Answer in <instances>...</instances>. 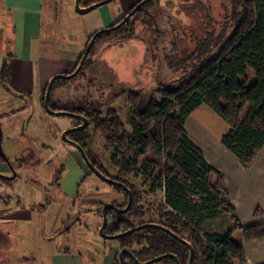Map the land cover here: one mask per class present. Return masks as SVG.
I'll list each match as a JSON object with an SVG mask.
<instances>
[{
    "label": "trees",
    "instance_id": "trees-1",
    "mask_svg": "<svg viewBox=\"0 0 264 264\" xmlns=\"http://www.w3.org/2000/svg\"><path fill=\"white\" fill-rule=\"evenodd\" d=\"M98 1L101 0H80L79 3L81 6H88ZM230 1V31L226 33L223 30L216 38L213 42L215 50L210 52L207 46L202 48L205 45L201 42L192 62L187 64L191 54L184 56V53L182 59H173L175 63L168 61L171 69L177 70L179 65L184 68L175 84L166 86L159 83L150 94L125 86L113 90L112 95L102 101L106 107L104 113L101 110L102 102L91 99L88 91L84 98L68 101L66 107L53 104L51 94L54 87L69 79H56L52 84L49 108L76 115L73 116L77 120L73 126L82 123L80 117L88 121L85 128L69 132L68 138L83 149L95 168L109 176L88 144V126L99 131L106 143L115 149L111 159L120 175L112 179L122 183L131 193L132 202L127 212L106 209L107 221L103 232L115 234L144 223H155L187 242L180 241L156 226H145L117 239L119 248L112 264H120L118 252L122 248L128 249L139 262L170 253L177 258L179 264H188V244L193 250L191 264H245L243 247L232 239V232L241 228L244 240L264 239V222L241 227L223 188L222 173L205 161L201 149L189 139L184 128L187 116L201 104H206L227 124L220 141L244 167L248 168L252 164L256 151L264 144V0ZM155 4L156 0L146 1L124 24L101 32L95 41L104 40L108 45H113L134 39L137 37L138 21L158 33L154 13L147 12ZM132 6L128 11L134 7ZM128 11L110 26L121 21ZM155 42L154 39L153 44ZM93 45L81 69L71 78L83 76L88 87H93L97 81L94 74L86 75V71L91 72V67L97 60L91 56ZM85 47L70 72L78 64ZM249 71L252 72V77ZM8 80L9 67L5 65L0 70V85L7 86ZM155 94L161 96L159 101L154 98ZM118 95H124L131 108L132 114L128 121L130 134L126 132L118 111L109 107ZM43 97L44 92L42 103ZM149 151L152 153L151 157L148 155ZM162 157L165 158L164 163ZM6 160L0 154V161ZM22 163L23 157H18L15 163L8 164L14 171L15 165L21 166ZM139 168L152 179L151 191L162 190L163 203L158 210L157 221L136 224L126 215L137 218L143 214L137 205L141 201V194L126 177L132 173L135 175ZM62 169L63 165L54 177L57 185ZM14 178L0 174V182L6 185L8 181L13 182ZM110 185L122 196L120 204L114 201L112 204L120 208L126 206V190L119 185ZM222 215L230 216L231 228L224 233H200V225L204 221ZM123 261L124 264H136L130 254H124ZM153 263L175 264V260L170 256Z\"/></svg>",
    "mask_w": 264,
    "mask_h": 264
},
{
    "label": "rangeland",
    "instance_id": "rangeland-1",
    "mask_svg": "<svg viewBox=\"0 0 264 264\" xmlns=\"http://www.w3.org/2000/svg\"><path fill=\"white\" fill-rule=\"evenodd\" d=\"M137 1L111 0L80 14L75 0H42L40 51L48 56H71L78 49H84L92 33L110 27ZM230 10V0H156L147 12L154 13L158 33L138 21L134 39L113 45L104 40L95 41L91 56L97 60L91 72L86 71V75H95L94 86H86L83 76L70 78L54 87L52 103L66 107L68 101L87 96V91L91 99L102 102L113 90L124 86L150 94L159 83L166 86L177 83L184 68L179 65L177 70L171 69L168 61L191 54L188 64L195 58L201 42L205 45L202 48L215 50L216 38L223 30L230 31ZM249 74L252 77L251 71ZM154 98L159 101L161 96L155 94ZM102 105L104 113L106 107L103 102ZM109 107L118 111L130 134L128 121L132 112L125 96L118 95ZM245 110L246 107L241 117ZM76 121L73 116L47 113L38 93L21 97L0 87V152L9 162L15 163L18 157L24 160L21 167L15 165V171L8 175H17L14 182L8 181L7 185L0 182V208L6 200L7 205L27 216L10 227L18 257L13 264H49L48 251L66 248L73 257L69 264H110L113 250L119 248L117 239H104L98 229L102 223V206L112 201L120 204L122 196L92 173L78 156V150L61 138L62 132ZM87 131L89 148L111 176L108 177L118 176L111 159L114 147L92 126ZM148 155L151 157L152 153L149 151ZM164 160L162 157V163ZM61 165V184L57 185L54 177ZM0 174L6 175V172ZM126 178L141 194L137 205L143 212L137 218L129 214L126 217L136 224L157 221L163 203L162 190L151 191L152 179L140 168ZM226 216L220 218L221 224L227 221ZM220 221L211 222L214 231L221 227ZM206 223L207 220L200 225L201 234L208 231Z\"/></svg>",
    "mask_w": 264,
    "mask_h": 264
},
{
    "label": "crops",
    "instance_id": "crops-1",
    "mask_svg": "<svg viewBox=\"0 0 264 264\" xmlns=\"http://www.w3.org/2000/svg\"><path fill=\"white\" fill-rule=\"evenodd\" d=\"M42 8V0H0V70L5 65L9 67L7 86L0 85V87L9 94L19 93L23 97L38 93L42 98L50 77L57 73H69L83 51V48L78 49L71 56L66 54L48 56L40 51L38 39L41 35ZM184 128L189 139L201 149L205 161L222 173L223 188L228 194L229 202L234 207L241 227L263 223L264 144L256 151L252 164L248 168L244 167L220 141L227 124L206 104H201L187 116ZM78 156L82 158L80 153ZM14 171L6 161H0V172H6L5 176ZM16 177L17 175L14 181ZM60 179L58 185L61 184ZM78 193L77 189L76 194ZM7 203L8 201H3V206L0 208V264L17 262L18 257L15 255L12 243L14 238L10 227L15 222L27 218ZM29 209L31 210V207ZM257 209L259 210L255 213ZM222 217L224 215L207 220V232L224 233L231 228L230 216L227 215V221L221 224ZM217 219L221 220V227L219 225V229L214 231L211 222ZM231 237L242 245L245 264L264 262V239L244 240L241 228L234 230ZM116 252L117 249L113 250L110 264ZM68 253L69 248L48 251L49 264H69L73 257Z\"/></svg>",
    "mask_w": 264,
    "mask_h": 264
},
{
    "label": "water",
    "instance_id": "water-1",
    "mask_svg": "<svg viewBox=\"0 0 264 264\" xmlns=\"http://www.w3.org/2000/svg\"><path fill=\"white\" fill-rule=\"evenodd\" d=\"M111 0H101V1H98V2H95L91 5H88V6H81L80 5V0H75V8L77 10L78 13L80 14H83V13H86L88 12L89 10H92L93 8H96V7H99L103 4H106L108 2H110ZM146 1L148 0H140L130 11H128V13L124 16V18L119 21L118 23H116L115 25L113 26H110V27H107V28H103V29H100L96 32H94L92 34V36L90 37L86 47H85V50L78 62V64L76 65L75 69L70 72V73H57V74H54L50 77V79L48 80L47 82V85L45 87V91H44V97H43V107L45 109V111L49 114H54V115H65V116H76V115H73L67 111H64V110H58V111H55V110H52L49 108L48 106V102H49V95H50V92H51V88H52V84L53 82L56 80V79H70L72 77H74L78 72L79 70L81 69V66L85 60V58L87 57L96 37L101 33V32H104V31H108V30H113V29H116L118 28L119 26H121L122 24H124L129 18L130 16L142 5L144 4ZM81 120H82V123L77 125V126H72L66 130H64L61 134V138L64 142H67V143H70L72 144L80 153L83 161L85 162V164L87 165V167L89 168V170L94 173L95 175H97L99 178H101L102 180H104L105 182L109 183V184H112V185H119L121 187H123L126 192L128 193V200H127V204L125 207L123 208H120V207H117L115 205H113L112 203H105L103 206H102V209H101V216H102V223L98 229V232L99 234L101 235V237H103L104 239H118L119 237L121 236H124L126 235L127 233H130V232H133L134 230L136 229H139V228H142V227H145V226H156L160 229H163L165 231H167L169 234H171L172 236H174L175 238L179 239L180 241L184 242V243H187L185 240H182L180 239L179 237H177V235L173 234L171 231L167 230L165 227L161 226V225H158V224H155V223H144L142 225H138L136 227H132L126 231H122V232H118V233H115V234H105L103 231H104V228H105V225H106V221H107V214H106V209L107 208H111L117 212H120V213H124L126 212L129 208H130V205H131V202H132V198H131V193L130 191L127 189V187H125L122 183L114 180V179H111L109 178L108 176L102 174L97 168H95L90 162L89 160L87 159L83 149L81 147L78 146V144H76L74 141H72L71 139L68 138L67 134L73 130H77V129H83L87 126L88 124V121L84 118V117H80ZM0 154H2V156L5 158V156L3 155V153L0 152ZM6 159V158H5ZM7 163H9L8 160H6ZM188 247H189V259H188V264H191L192 262V258H193V250L191 248V246L188 244ZM124 254H130L134 260V262L136 264H151L153 262H156V261H159L163 258H166V257H173L174 260H175V264H179L177 258L170 254V253H166V254H162V255H159V256H156L152 259H148L146 261H143V262H139L135 257H133L132 253L128 250V249H125V248H122L119 250L118 252V260H119V263L120 264H124V261H123V256Z\"/></svg>",
    "mask_w": 264,
    "mask_h": 264
},
{
    "label": "flooded vegetation",
    "instance_id": "flooded-vegetation-1",
    "mask_svg": "<svg viewBox=\"0 0 264 264\" xmlns=\"http://www.w3.org/2000/svg\"><path fill=\"white\" fill-rule=\"evenodd\" d=\"M79 125V124H78ZM74 126H77V125H74Z\"/></svg>",
    "mask_w": 264,
    "mask_h": 264
}]
</instances>
